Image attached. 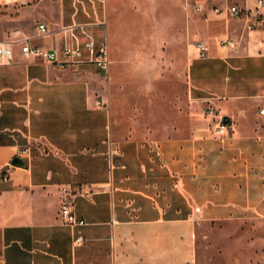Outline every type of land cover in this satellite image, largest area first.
<instances>
[{
  "label": "crops",
  "instance_id": "0c3cea01",
  "mask_svg": "<svg viewBox=\"0 0 264 264\" xmlns=\"http://www.w3.org/2000/svg\"><path fill=\"white\" fill-rule=\"evenodd\" d=\"M255 1H205L208 51L194 47L187 70L190 123L140 138L114 132L85 47V32L95 48L108 44L110 0H0V42L13 51L0 62V264H196L202 222L264 218V24ZM233 4L245 13L230 15ZM227 39L235 46L222 47ZM26 42L56 49L58 60L24 56ZM67 45L82 50L80 60L64 54ZM221 118L229 129L216 136ZM62 187L75 192L83 225L64 223Z\"/></svg>",
  "mask_w": 264,
  "mask_h": 264
},
{
  "label": "rangeland",
  "instance_id": "374dc122",
  "mask_svg": "<svg viewBox=\"0 0 264 264\" xmlns=\"http://www.w3.org/2000/svg\"><path fill=\"white\" fill-rule=\"evenodd\" d=\"M187 3L110 0L111 63L94 71L118 136L163 138L189 125L187 70L203 25ZM196 264H264V218L202 222Z\"/></svg>",
  "mask_w": 264,
  "mask_h": 264
},
{
  "label": "built area",
  "instance_id": "2783aa9c",
  "mask_svg": "<svg viewBox=\"0 0 264 264\" xmlns=\"http://www.w3.org/2000/svg\"><path fill=\"white\" fill-rule=\"evenodd\" d=\"M4 4H10L12 2L16 1H24V0H1ZM207 0H197L193 6L194 10L197 12H200L203 7L204 3ZM255 9L258 11V14L256 16V21L259 23L264 24V0H256L255 1ZM215 12H220V9L214 8ZM228 12L232 16H241L245 13V11L238 6L237 4L230 5L228 7ZM39 30L44 33L46 32V26L41 24L39 25ZM85 35L87 37V41L85 43L86 49L89 51V53L92 56V62L96 65L97 68L108 70L110 65V55H109V47L107 42H104L103 45H101L98 49L95 48L94 40L92 36L85 32ZM227 44L231 46H235L234 40H222L220 42V45L222 47H225ZM196 48L199 51L200 55H205L208 51V45L204 41H197ZM21 52L24 56H40L47 61L53 62L58 60V52L56 49L49 51L45 49H41L37 46H33L29 43H23L21 44ZM64 54L72 61H78L82 57V50L79 47L65 46L63 50ZM12 49L6 45L4 42H0V62L5 61L9 59L12 56ZM260 115L264 119V106L260 108L259 110ZM206 114L212 116V118H215L217 115L216 109L212 106H209L206 110ZM228 122L224 118H221L217 122L213 124L212 130L216 136H223L228 131ZM3 179L7 177L6 172L2 175ZM61 206H60V215L62 216L64 223L69 225H83L85 221L82 218H79L74 210H73V198L75 195V192H73L68 187H62L61 188ZM84 238L82 236H78L75 239V244H82L84 242Z\"/></svg>",
  "mask_w": 264,
  "mask_h": 264
},
{
  "label": "water",
  "instance_id": "95a60500",
  "mask_svg": "<svg viewBox=\"0 0 264 264\" xmlns=\"http://www.w3.org/2000/svg\"><path fill=\"white\" fill-rule=\"evenodd\" d=\"M14 163H15V164H20V163H21V160H20L19 158H15V159H14Z\"/></svg>",
  "mask_w": 264,
  "mask_h": 264
},
{
  "label": "trees",
  "instance_id": "16d2710c",
  "mask_svg": "<svg viewBox=\"0 0 264 264\" xmlns=\"http://www.w3.org/2000/svg\"><path fill=\"white\" fill-rule=\"evenodd\" d=\"M226 120V119H225ZM227 122V121H226Z\"/></svg>",
  "mask_w": 264,
  "mask_h": 264
}]
</instances>
